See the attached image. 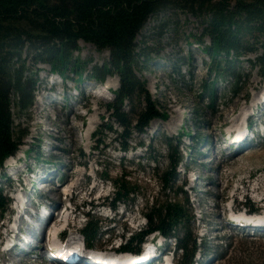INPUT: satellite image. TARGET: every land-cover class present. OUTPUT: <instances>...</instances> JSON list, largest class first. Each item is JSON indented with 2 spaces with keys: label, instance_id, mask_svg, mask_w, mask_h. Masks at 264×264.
<instances>
[{
  "label": "rangeland",
  "instance_id": "rangeland-1",
  "mask_svg": "<svg viewBox=\"0 0 264 264\" xmlns=\"http://www.w3.org/2000/svg\"><path fill=\"white\" fill-rule=\"evenodd\" d=\"M202 28L201 21L185 9L163 11L145 21L135 39L139 55L132 73L157 110L166 114V119L151 120L143 133L130 131L128 139L119 136L121 129L106 110L119 89L118 77L113 70L110 69V74L102 80L111 88L109 92H93L91 88L95 84L94 77L103 72L102 66L109 64L107 51L98 52L92 45L79 41L71 58L81 63V67L75 74L64 73V78L52 72L49 64H37L33 49H25L20 62L24 64V76L30 75L35 82L33 100L27 115L15 121L18 131L27 134L15 154L20 157L16 167L8 169L3 165L0 169V193L8 197L7 191L12 186L17 188L12 177L19 176L26 184L25 201L49 199L64 204L61 190L78 179L81 186L72 191L75 209L72 224L81 233L87 220L100 226L90 244L104 250L109 247V251L114 252L131 234L145 228L143 214L150 207L151 199L160 202L164 195L173 197L168 192L160 195L155 173L168 168L170 150L164 143L165 137L174 139L180 134L182 157L175 169L177 179L173 187L182 188L184 192L177 196L178 201L185 197L188 200L193 217L189 227L196 244L200 241L209 248L203 263L196 254L193 264H264V232L253 234L246 229L237 232L238 229H233L226 221L231 200L235 214L255 210L264 217V201H258L260 195H264V77L260 76L257 65H251L259 52L240 58L239 80L234 87L237 92L233 93L232 79L220 81L208 70L210 60L201 53L199 43L195 41L201 39L203 46L209 44V39L201 36ZM248 45H253V40ZM210 81L215 82L211 98L205 90ZM51 96L53 99L50 100ZM13 98L14 95L11 100ZM49 101L53 102L50 104ZM123 105L128 111L127 101ZM83 106L89 109L87 115H84ZM71 109L75 111L71 120V126L76 128L74 146L67 139L54 138L58 125H62L56 117L60 118V114ZM194 110L197 111L195 122L192 118ZM238 116L251 123L255 138L240 146V151L232 149L230 152L225 147L222 150L221 147L226 146L222 137ZM240 120L238 126L242 124ZM102 125L110 126L115 133L103 129ZM189 134L193 139L188 138ZM123 142L128 146L127 152L120 150ZM68 161L70 169L66 167ZM40 173L45 176L42 177L43 186L47 184L43 188L41 184L37 188L40 182H34ZM49 173L51 183L47 180ZM105 175L109 178L107 181L102 179ZM117 179L129 182L139 193L130 196L126 205L109 211L112 193L109 180ZM51 187L56 189L51 191ZM10 210L11 205L0 217V226L5 229L11 225V218H17L15 213L7 216ZM48 216L54 220L55 211L49 210ZM27 219L32 220L30 216ZM153 234L161 240L165 256L173 257V264H181L179 253L172 254L173 241L162 240L158 234ZM77 236L81 241V236ZM38 239L41 242L43 238L34 239L33 254L36 253L39 259L32 256L25 259L36 264H50L35 247ZM6 240L4 234L0 236V242ZM106 240L107 244L100 247L99 243ZM219 255L223 257L218 259ZM6 256L0 255V264ZM10 262H16V259Z\"/></svg>",
  "mask_w": 264,
  "mask_h": 264
},
{
  "label": "trees",
  "instance_id": "trees-1",
  "mask_svg": "<svg viewBox=\"0 0 264 264\" xmlns=\"http://www.w3.org/2000/svg\"><path fill=\"white\" fill-rule=\"evenodd\" d=\"M174 9H185L201 21V36H206L209 44L203 46L201 39L195 41L199 43L201 53L210 60V74L220 81L233 80V93L237 92L234 87L239 80L241 57L259 52L251 65H257L260 76L264 77V0H0V169L4 160L16 153L27 134L18 131V124H15L19 117L27 115L35 86L30 75L24 76V64L20 62L25 49H33L37 64H49L50 70L62 77L69 71L75 74L81 67V63L71 58L79 41L92 45L98 52L107 51L109 64L102 66L103 72L94 80H104L110 69L118 77L119 89L106 110L121 129L119 136L128 139L130 131L143 133L151 120L164 121L166 114L157 110L132 72L139 55L135 39L145 21L157 13ZM250 40L253 45H248ZM214 85L215 82L210 81L205 88L209 98L213 95ZM126 101L128 111L124 110ZM196 114L194 110L193 122ZM103 129L115 133L110 126H103ZM188 138L193 139L192 134ZM164 141L170 150L168 168L155 175L160 184V195L168 192L173 197L164 195L160 202L151 199L150 207L143 214L145 228L131 234L123 246L133 251L147 235L156 233L173 239L181 264H191L195 254L202 258L209 248L200 241L196 244L189 227L193 217L188 200L185 197L178 201L177 196L184 192L182 188L173 187L177 179L175 169L182 157L180 134L174 139L165 137ZM138 145L142 147V144ZM120 150L127 152L125 142L121 143ZM102 178L109 179L107 175ZM109 182L112 208L126 205L130 196L139 193L132 184L121 179ZM7 206L6 197L0 194V215ZM98 229L95 223L87 220L83 238L91 241ZM222 257L219 255L218 259Z\"/></svg>",
  "mask_w": 264,
  "mask_h": 264
},
{
  "label": "bare ground",
  "instance_id": "bare-ground-1",
  "mask_svg": "<svg viewBox=\"0 0 264 264\" xmlns=\"http://www.w3.org/2000/svg\"><path fill=\"white\" fill-rule=\"evenodd\" d=\"M106 85V88H108L109 85H107V83H105ZM103 93V92H102ZM53 99V96H51L50 100ZM262 100L264 101V97H262ZM53 101H49L48 103H52ZM54 102H58L56 100H54ZM57 115V112L55 113ZM75 117V111H73V109H71L70 111L68 112H65V113H62L60 114V118H57L56 117V120H58V122H60L62 125H58L57 127V134H55L53 137L56 138L57 140H63V139H67L69 141V143L71 144V146H74L76 141H77V138L74 136V132L76 130L75 127L71 126L72 125V118ZM240 120V117L238 116L237 118L233 119V124L230 126V128L232 129L233 127H235L237 124H238V121ZM169 123V121L167 122ZM249 123V122H248ZM251 125V123H249ZM230 129V130H231ZM236 134H237V137L236 139L234 140H231V138L233 137L232 133L233 132H230L229 134H227L225 137V143H226V146H222L221 149L223 150V148H229L230 149V152L232 149L236 150V151H240V146L244 145L245 143H248L250 142L251 140H253L255 138L254 134H253V128H250L249 125L247 124V122L245 123L244 127H240L238 128V130L235 131ZM90 136V135H89ZM244 142V143H243ZM240 143V144H239ZM239 144V145H238ZM234 146H238L237 148H233ZM73 148V147H72ZM64 150V149H63ZM70 150V149H69ZM66 151V150H65ZM15 160V162L18 161V158H17V155L11 157V158H8L4 164L6 167H8L9 165H16L15 162H13V160ZM67 169H70L71 168V163L68 161V164L66 165ZM9 169V168H8ZM11 170H16V169H11ZM18 172V171H17ZM67 176L68 178L70 177V173L67 171ZM17 175V174H16ZM43 174L40 173V175L36 176V177H45L44 175L42 176ZM51 173L47 174V180L48 182H52L51 178ZM47 182V183H48ZM44 184H41V187H45L47 186V184H45V186H43ZM65 185V184H64ZM40 186V185H39ZM50 186V185H49ZM81 184L79 183V180L76 179L74 182L71 183V185H69L64 191H67L70 196L67 197L66 199H62L64 200V204H62L61 202L59 203V205L62 207V206H66L67 203L69 202L70 204V207L69 208H65V210L63 211L62 208L60 207L59 210H56L55 212V217H54V220L50 218V221L49 223H47L49 217H48V213H49V210H47V208L44 207V209L46 210L45 212H38V211H35V212H32V213H29V212H26L25 211V208L24 209V213H25V217L27 216H30L32 218L31 219H28L26 220L25 218L22 217V211L23 209H21L20 211H18L16 213L17 215V218L16 219H13V222H12V226H10L11 228H13V232L10 236V238H7V244H6V248L3 249V251H11L10 253H5V252H1V254H7L6 256V260L5 259H2L1 261V264H11V260H15L16 259V255L14 254V252H20V253H24V252H29L30 251V254L33 255V244H34V239H37V238H40L42 237V241L40 242L39 240L36 242L35 241V247L38 249H41L40 252L46 256L45 254V248L44 247V238H45V230L47 228H50V229H53L55 230L56 232L60 233L59 231V227H61V221H57L56 220V217L59 216L61 214V217L62 218H65L66 216H68V220H67V228H69L70 230V236L71 234H74L73 232H76L78 233V231L75 230V226L72 224V222L74 221V217H72V215L74 214V205L72 203V197L74 194H72L74 190H78L80 188ZM51 191L56 189L54 187H51ZM257 188V187H256ZM62 192V191H61ZM255 192V191H254ZM256 192H259V191H256ZM57 194H59V192H56ZM68 193H66V195L68 196ZM24 200L23 199H20V204H22ZM27 201H25L26 203ZM43 203V202H42ZM232 206L234 204H231ZM27 206V204L24 205V207ZM53 210L50 209V212H52ZM58 211H60L61 213H59ZM54 212V211H53ZM52 212V213H53ZM42 216H41V215ZM44 214V215H43ZM23 220H22V218ZM71 217V218H70ZM239 220V219H238ZM243 222H246V223H250V225H244V226H241V231H243V229H246V232H249L251 233L250 231L254 232L256 230H263L264 229V225L263 226H260L259 224H264V220H260V221H255V220H244V221H241L240 220V223H243ZM47 223V224H45ZM227 223L229 224L230 222L227 221ZM253 223V224H252ZM254 224H257V225H254ZM14 225H18L17 227L14 228ZM1 229H3V233L1 232V234H4V233H7L8 232V228H4L3 226H0ZM253 227H256L257 229H251ZM61 231L64 229L63 226L62 228H60ZM34 232V233H33ZM40 233V236H38ZM0 234V235H1ZM112 234V233H111ZM113 235V234H112ZM111 236V235H110ZM60 237H62V234L60 235ZM112 238V237H111ZM23 239H26L25 241H23ZM72 238L69 237V239L67 240V242H70ZM109 241V240H108ZM36 243H40L39 245H37ZM85 243V242H84ZM69 244V243H68ZM105 244H107V240L106 242H101L99 243V246L100 247H103ZM42 245V247H41ZM41 247V248H38V247ZM97 246V245H96ZM9 247V248H8ZM103 251L105 252H108L109 253V250L111 248L107 247V249H103L101 248ZM60 252L62 250H59ZM0 254V255H1ZM13 256V257H12ZM35 255H33L32 257L35 258L36 260L39 259V257ZM75 259L77 260H81V261H87L88 258H87V255L86 254H77L75 256ZM33 261H31L32 263ZM21 261H16L15 264H20ZM34 263V262H33ZM116 264V263H115ZM143 264H149L148 263V260L146 259Z\"/></svg>",
  "mask_w": 264,
  "mask_h": 264
}]
</instances>
